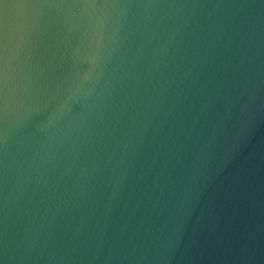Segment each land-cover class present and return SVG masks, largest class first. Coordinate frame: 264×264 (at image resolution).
<instances>
[{"label":"water","instance_id":"water-1","mask_svg":"<svg viewBox=\"0 0 264 264\" xmlns=\"http://www.w3.org/2000/svg\"><path fill=\"white\" fill-rule=\"evenodd\" d=\"M0 264H264V0H0Z\"/></svg>","mask_w":264,"mask_h":264}]
</instances>
